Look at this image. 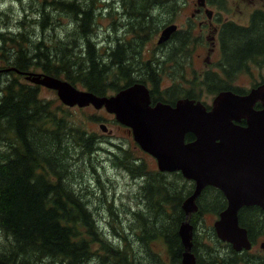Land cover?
I'll list each match as a JSON object with an SVG mask.
<instances>
[{
  "label": "trees",
  "instance_id": "16d2710c",
  "mask_svg": "<svg viewBox=\"0 0 264 264\" xmlns=\"http://www.w3.org/2000/svg\"><path fill=\"white\" fill-rule=\"evenodd\" d=\"M122 1V11L115 5L112 12H101L107 0H38L31 11L24 9L15 28L11 20L0 22V143L6 149L0 151V264H84L95 259L98 264H182L178 227L185 214L182 201L193 191L194 181L179 170L152 167L137 143L138 148L118 144L111 153L112 163L131 178H142L137 188L142 206L131 213L137 228L134 235L117 231L120 242L114 245L98 227L91 207L93 191L77 187L88 168L95 170L91 154L96 145L101 148L87 122L102 118L78 117L73 107L56 97L41 96L42 85L16 71L61 77L97 95L142 81L150 87L151 103L200 99L203 86L213 94L239 89L222 80L216 62L195 76L190 87L161 88L163 64L171 60L174 73H182L186 55L204 37L177 29L168 38L171 46L145 61L143 48L163 25L174 21L177 0ZM155 4L164 6L162 12ZM61 16L69 17L73 27L62 26ZM101 18L109 21L113 36L110 32L99 36ZM27 29L41 33L33 37ZM46 29L51 30L47 40L42 33ZM262 43L264 36L250 48ZM236 49L241 53L245 47ZM8 66L14 68L3 69ZM134 66L142 71L135 73ZM193 138L192 132L186 133V140ZM224 198L221 190L206 185L195 199L191 222L197 224L203 207L215 213ZM113 200L104 195L101 203L111 211ZM158 221L159 225L148 224ZM205 232L210 238L211 231L205 228ZM192 241L197 262L214 264L215 251L202 243L195 230ZM201 246L205 253L199 252Z\"/></svg>",
  "mask_w": 264,
  "mask_h": 264
},
{
  "label": "water",
  "instance_id": "95a60500",
  "mask_svg": "<svg viewBox=\"0 0 264 264\" xmlns=\"http://www.w3.org/2000/svg\"><path fill=\"white\" fill-rule=\"evenodd\" d=\"M177 29L164 26L160 43ZM11 66L3 68L9 70ZM25 78L52 88L65 105L92 104L113 113L128 126L141 149L151 154L161 171L180 170L194 181L193 191L182 201L184 218L178 227L183 243L182 264H199L192 251L193 223L190 214L197 209L196 197L207 185L222 190L227 206L213 222L216 233L238 248L245 241V229L238 224L237 210L244 203L264 206V110H250V95L232 89L218 91L207 107L201 99L178 98L174 103H151L148 85L135 81L114 93L97 95L68 80L33 70H16ZM246 116L247 124L237 122ZM100 127L105 130L106 124ZM187 132L194 138L186 140ZM239 239V240H238Z\"/></svg>",
  "mask_w": 264,
  "mask_h": 264
},
{
  "label": "rangeland",
  "instance_id": "374dc122",
  "mask_svg": "<svg viewBox=\"0 0 264 264\" xmlns=\"http://www.w3.org/2000/svg\"><path fill=\"white\" fill-rule=\"evenodd\" d=\"M179 1L181 8L177 9L174 15L175 23L177 22L179 24L178 29L185 28L183 31H192L194 35H202L204 39L193 45L192 52L186 55L187 58L182 54V57L186 58V62L184 61L185 68L182 73H174L175 64L171 60H168L163 64L160 81L161 88H166L168 86H182V88L190 87L191 84L196 81L195 76L200 74L204 69L212 66L217 61L218 57V48H215V39L206 37L207 35H215L214 28L217 26V22L215 20L216 15L212 18L211 23L206 22L205 24L200 25L197 21L199 19L206 18V16L204 13L191 16V11H193V8L197 5L195 0ZM107 2L108 4L106 7L102 4L104 8H100L101 12H112L114 6L118 4V2L116 3V0H107ZM36 3H38V0H0V5H2L0 10H4L0 16V22L11 20L12 23H14L13 27L15 28V23L18 21L17 19L22 16L24 9L31 11ZM209 6L212 9L217 10L216 4H210ZM229 6L234 7L233 3H229ZM157 7L160 8L159 5ZM162 9L163 8H161V12ZM152 11L154 12V10ZM189 17L194 20L190 19L187 21ZM223 17L244 20L239 18L234 8H230L223 12ZM101 20L102 23L98 27V32L100 33L99 36L101 37L108 32L111 33L110 36H113L114 32L110 29L109 21L105 18H101ZM62 21H64V23L61 25L65 28L70 29L73 27V22L69 17L66 19L64 16H61L60 23ZM105 26L109 29L108 31H103ZM193 28L195 29L192 30ZM27 30L33 37L36 36L37 32H40V29H35L34 31H31L30 29ZM42 33H45V39L47 40L50 36L51 30L46 29ZM157 37L158 36H155L151 39L143 48V60L146 61L150 58L153 52L159 53L161 51H165L171 46V38L169 40L167 39L168 41L165 40L157 43ZM229 41L231 42V45L240 43L236 42V38L234 36L229 37ZM231 55L232 50L228 51L229 58H231ZM23 78L26 79L24 76ZM239 83L248 85L249 79H240ZM215 94L207 92L203 86V92H201L200 99L207 103H211ZM40 95L45 97H56L59 99L56 91L46 86H41ZM70 107H73L77 111V115L80 118L84 119V115L87 114H97L102 118V120L99 121L87 122L88 129L96 131L99 138L98 145L101 148L96 145L97 148L91 154V162L94 164L95 170L88 168L85 171V177L83 179L78 178L77 187H81L83 190L93 191L92 194L90 193L91 207L95 211L98 227L113 242V244L116 245L120 242L118 235L116 234L117 231L120 233L124 232L127 235H134V229H137L136 223L131 220V213L133 209L142 206L137 194V188L142 182V178H131L125 170L112 163L111 153L112 151H116L118 149V144L134 146L135 148H138V146L136 145V141L133 139L128 126L118 122L114 118L113 113L108 112L103 106L97 108L92 104H87L83 106L72 105ZM101 122L106 124L105 130L100 127L99 124ZM46 148L49 149V147ZM5 150V146L0 143V151ZM143 151L138 149V152L140 153H143ZM144 152L146 153V158L151 163L152 167L157 168L155 158L148 152ZM104 195H106L110 200L114 199L111 205V211L108 210L106 204L101 203V198ZM98 205H100L99 211L96 209ZM193 217L192 212L189 218L190 222ZM214 219L215 213L210 210H206L203 207L200 215L198 216L197 224L195 225V234L201 237V241L206 247H210L213 250L216 246L212 228ZM148 224L159 225L160 222L158 221ZM205 228L211 231L210 238L207 237ZM136 242H138V240ZM156 247L160 249L159 246ZM198 250L200 253L206 252V248L202 246L199 247ZM84 264H98V260H91L90 262H86Z\"/></svg>",
  "mask_w": 264,
  "mask_h": 264
},
{
  "label": "flooded vegetation",
  "instance_id": "af4514ba",
  "mask_svg": "<svg viewBox=\"0 0 264 264\" xmlns=\"http://www.w3.org/2000/svg\"><path fill=\"white\" fill-rule=\"evenodd\" d=\"M117 2V5L121 7V11L125 9L122 0H116ZM195 3L197 5L191 11V16L202 13L206 16V18L199 19L197 21L198 24L211 23L212 18L216 15L217 26L214 28L215 35H207L206 37L214 38L215 48H218L217 73L225 82L238 86L237 88L239 89L234 90L236 93L250 95V110H264V43L258 47L250 48L252 43L259 45L261 37L264 36V0H195ZM229 3H233L234 7H230ZM210 4H216L217 10L212 9L209 6ZM157 6L158 4H155L153 7ZM159 6L160 9L164 8L162 5ZM175 8H181L179 0H177ZM230 8H234L239 18L244 20L224 18L223 12ZM116 11L119 12L120 10L116 9ZM190 19L194 20L189 17L187 21ZM176 24L179 28V24L177 22ZM184 32L191 33V31ZM232 36L236 39L239 38L242 44L231 45L229 37ZM237 46H243L245 50L237 53ZM229 49L233 51L231 58L228 56ZM160 53H163V51ZM134 71L139 73L142 70L139 66H134ZM243 78L249 79L248 85L239 83V80ZM206 104L209 107L210 104L207 102ZM237 122L246 125V116H241ZM207 185L221 190L214 185ZM223 195L225 196L224 193ZM226 206L227 199L225 196L224 203L215 212L214 221L220 218V212ZM237 220L239 226L245 229V236H242V238L246 239L238 244V248L231 241L221 238L216 233L213 225L216 239L214 264H264V206L258 203L240 205L237 210ZM193 228L195 230L194 224Z\"/></svg>",
  "mask_w": 264,
  "mask_h": 264
},
{
  "label": "clouds",
  "instance_id": "9594fccd",
  "mask_svg": "<svg viewBox=\"0 0 264 264\" xmlns=\"http://www.w3.org/2000/svg\"><path fill=\"white\" fill-rule=\"evenodd\" d=\"M0 7H2V5H0Z\"/></svg>",
  "mask_w": 264,
  "mask_h": 264
}]
</instances>
